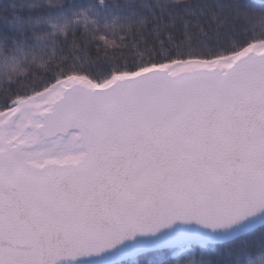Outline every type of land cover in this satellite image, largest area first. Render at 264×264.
Returning a JSON list of instances; mask_svg holds the SVG:
<instances>
[{"label":"snow or ice","instance_id":"snow-or-ice-1","mask_svg":"<svg viewBox=\"0 0 264 264\" xmlns=\"http://www.w3.org/2000/svg\"><path fill=\"white\" fill-rule=\"evenodd\" d=\"M264 264V0H0V264Z\"/></svg>","mask_w":264,"mask_h":264},{"label":"trees","instance_id":"trees-1","mask_svg":"<svg viewBox=\"0 0 264 264\" xmlns=\"http://www.w3.org/2000/svg\"><path fill=\"white\" fill-rule=\"evenodd\" d=\"M236 259L235 246H222L217 253L218 264H235Z\"/></svg>","mask_w":264,"mask_h":264}]
</instances>
